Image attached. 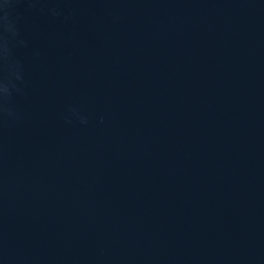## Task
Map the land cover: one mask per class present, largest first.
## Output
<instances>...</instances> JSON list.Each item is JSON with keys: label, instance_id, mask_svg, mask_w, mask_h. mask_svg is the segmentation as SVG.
Here are the masks:
<instances>
[{"label": "water", "instance_id": "1", "mask_svg": "<svg viewBox=\"0 0 264 264\" xmlns=\"http://www.w3.org/2000/svg\"><path fill=\"white\" fill-rule=\"evenodd\" d=\"M60 7L70 19L16 6L29 48L22 118L0 136V250L264 264V0ZM74 107L87 125L67 122Z\"/></svg>", "mask_w": 264, "mask_h": 264}, {"label": "clouds", "instance_id": "2", "mask_svg": "<svg viewBox=\"0 0 264 264\" xmlns=\"http://www.w3.org/2000/svg\"><path fill=\"white\" fill-rule=\"evenodd\" d=\"M66 0H0V136L4 129L21 120V113L15 106V97L22 95L26 87L25 64L18 59V49L29 48V41L20 30L22 16L16 11L19 4L25 5V11L36 14H44L50 19L63 17L65 20L71 18V13H65L60 7ZM33 60L40 57L39 51L31 54ZM73 120L80 125H87L88 118L79 109H70L67 122ZM103 123V117L100 118ZM0 259L6 264H12L10 257L0 250Z\"/></svg>", "mask_w": 264, "mask_h": 264}]
</instances>
